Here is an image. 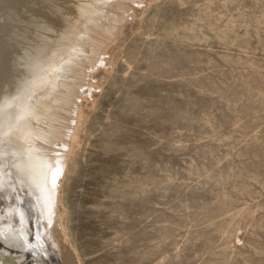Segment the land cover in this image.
Returning <instances> with one entry per match:
<instances>
[{
  "label": "rangeland",
  "instance_id": "rangeland-1",
  "mask_svg": "<svg viewBox=\"0 0 264 264\" xmlns=\"http://www.w3.org/2000/svg\"><path fill=\"white\" fill-rule=\"evenodd\" d=\"M136 22L83 110L70 243L82 264H264V0H161Z\"/></svg>",
  "mask_w": 264,
  "mask_h": 264
},
{
  "label": "bare ground",
  "instance_id": "bare-ground-1",
  "mask_svg": "<svg viewBox=\"0 0 264 264\" xmlns=\"http://www.w3.org/2000/svg\"><path fill=\"white\" fill-rule=\"evenodd\" d=\"M160 1L0 0V120L11 130L0 140V198L7 204L0 264L26 257L48 264L51 252L60 264H82L64 223L62 188L83 110L103 85L99 74L107 75L100 67L115 65L111 45L122 25L139 23ZM13 97L19 101L8 105ZM22 109L25 119L16 124ZM28 211L38 218L33 239Z\"/></svg>",
  "mask_w": 264,
  "mask_h": 264
},
{
  "label": "snow or ice",
  "instance_id": "snow-or-ice-1",
  "mask_svg": "<svg viewBox=\"0 0 264 264\" xmlns=\"http://www.w3.org/2000/svg\"><path fill=\"white\" fill-rule=\"evenodd\" d=\"M19 101V97H13L12 100L8 101L7 104L8 105H13V104H16L17 102ZM3 107L0 106V116H2V113H3ZM25 110L22 109L20 111V113L16 116V119H15V123L18 124L20 121L24 120L25 119V116L23 114ZM15 125H12V128H14ZM11 136V130H5L4 129V125H3V121L0 120V140H3V141H7V139ZM25 142L26 141V137H25Z\"/></svg>",
  "mask_w": 264,
  "mask_h": 264
}]
</instances>
